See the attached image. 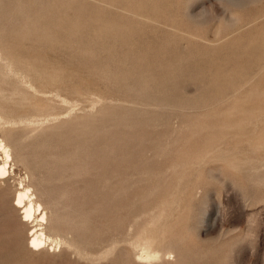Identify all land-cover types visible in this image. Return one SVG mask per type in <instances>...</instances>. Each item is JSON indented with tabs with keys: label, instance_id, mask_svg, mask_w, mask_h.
I'll return each instance as SVG.
<instances>
[{
	"label": "rangeland",
	"instance_id": "374dc122",
	"mask_svg": "<svg viewBox=\"0 0 264 264\" xmlns=\"http://www.w3.org/2000/svg\"><path fill=\"white\" fill-rule=\"evenodd\" d=\"M58 1H63L64 5L60 17L68 21L63 23L86 35L78 36L79 41L73 44L75 56L70 55L68 48L60 49L57 43H33L31 39L20 47H13L16 57L30 67L32 75L29 84L32 89L42 91L35 95L26 87L25 105L6 106L9 115L17 118L12 129L14 134L33 139L44 129L56 128L60 122L76 116L96 117L100 108L109 102L114 103L112 108H141V100L125 97L117 91V86L112 87L104 81L116 80L119 85L123 83L121 73L130 65L125 58L128 50L139 55L156 50V54L168 64V57L176 56L172 55L173 52L184 55L189 48H194V36L204 37L208 40L201 41L206 44V47L203 43L199 45L203 48L201 52L217 60L212 70L208 67L209 62L201 60L204 56L200 54L194 56L197 58L194 61L183 60L182 70L189 81L181 80L180 94L187 100L200 93V83L191 79L199 71L202 76L209 75L210 71L212 76L206 79L207 82L212 78L220 81L226 79V87L232 84L233 87L226 90L223 83L224 92L215 96L219 97L218 101L212 100L201 109H179L177 98L167 99L163 107H150L155 114L152 124L148 126L151 133L168 132V137L161 144L168 150V155L154 157L151 152L146 157L147 163L157 169L152 178L159 186L157 189L150 187L149 180L142 190L131 184L120 190L114 184L113 191L102 184L86 189L88 191H83V188L74 190L76 193L71 196L72 199H77L85 211L97 208V203L91 198L102 192L115 196L110 198L112 206L120 208L110 217H93L94 228L102 237L91 259L68 243L74 238L73 233L57 231L54 227L57 215L41 189L45 174H34L18 158L14 146L9 144L13 160L9 163V172L0 177V200L4 198V202L13 204L15 194L22 188H29L35 201L43 205L47 218L40 221L41 214L37 213L34 220L22 221V209L10 211L5 219L1 217L0 264H126L128 259L132 260L127 254L125 261L124 255L116 253L104 257L101 253L108 248L110 240L119 238L130 242L142 235L140 232L149 227L144 217L162 203L168 204V209L173 212L168 222L175 236L182 238L187 251L194 258L188 260L189 264H264V0L235 10L244 22L259 16L258 22L249 29L240 30L231 29L225 24L234 11L226 9L219 0H202L194 5L197 15L205 10L204 19H200L202 21L198 25L189 22L178 12L180 0ZM168 23L173 26L175 34L168 32L171 29ZM99 26L104 27L103 30H110L108 34H120L126 38L125 43L117 45L113 51L119 50L120 53H109L103 48L112 47L115 36L105 37L104 32L102 38L97 37ZM221 35H226L222 40L229 42L213 49L209 43ZM60 37L64 39L62 34ZM168 41L171 44L168 45ZM235 53H238L236 62H227L226 58ZM108 54L112 60H108ZM198 58L203 63L197 64L200 68L196 69L194 63L200 61ZM107 66L113 72L120 66L121 70L117 72L119 76L106 74ZM139 66L135 72L145 67L143 64ZM103 69L106 71L103 72ZM228 72L232 76L227 75ZM12 83L7 90L11 91ZM210 86H213L211 82ZM57 93L60 94L58 98ZM39 108L45 113L38 111ZM54 110L60 115L57 116L58 120L47 122L46 118H52ZM4 132L0 126V140L4 138ZM121 133L120 146L123 148L112 152L111 157L120 164L138 163L137 166H140L133 156L137 148L146 144V137L133 133L128 126ZM102 143L105 142L99 144ZM2 163L3 155L0 157ZM173 167L176 169L173 170ZM146 172L144 167H139L135 171L124 172L123 176L120 173L110 176L109 180L113 181L116 177L123 179L129 175L137 181L143 179ZM83 177L73 181L81 186L83 182L97 183L98 180L96 174ZM141 191L147 193L144 202L135 205L132 210L128 203H120L126 198L137 202V193ZM86 192L87 195H84ZM52 193L55 192L52 190ZM33 227L43 230L52 238V242L37 251L26 249L27 237ZM116 229L121 232L115 233ZM124 243L120 246L123 247ZM133 264L151 263L134 261ZM158 264H168V261Z\"/></svg>",
	"mask_w": 264,
	"mask_h": 264
},
{
	"label": "bare ground",
	"instance_id": "6f19581e",
	"mask_svg": "<svg viewBox=\"0 0 264 264\" xmlns=\"http://www.w3.org/2000/svg\"><path fill=\"white\" fill-rule=\"evenodd\" d=\"M198 1L202 0H180L178 11L186 20L196 25L204 19L202 16H205V10L201 12V15H197V11L195 12V9H193ZM255 1L257 0H219L231 12L244 8ZM63 11V1L59 2L58 0H0V126L5 130L2 134L4 138L0 140V157L3 155V163L0 164V177L5 176L9 172V163L13 160L12 150L9 145L11 144L18 154V158L26 163L34 174L37 172L45 174L46 177L42 176L45 181L41 189L44 191L48 202L53 205L51 208L57 215L54 227H56L57 231L73 233L74 238L68 243L86 256L87 259H91L102 237V235L98 236L94 228L93 217H105L106 215L110 217L112 213H116L120 208L119 206H112L113 201L111 202L110 198L113 199L115 196L102 192L99 196L96 195L91 198L97 203V208H89L88 211H85L83 205L77 199H72L76 193L74 190L83 188V191H88L93 186L101 184L103 187L108 188L109 191L115 189L114 184H116L117 190L130 184L133 185L132 187L142 190L144 189L143 185L149 184V180L151 181L150 187L157 189L159 186L152 179L155 177L154 172L157 169L147 163L146 157L151 152H153L152 156L154 155V157L156 155H168V150L161 145L165 138L168 137V132L151 133V129L148 126L152 124L154 119L152 117L155 114L151 112L150 107L153 105L163 107L167 99L177 98L179 99L177 104L179 109L185 107L205 108L207 103L210 104V101H218L219 97L215 96L224 92H222L223 83L226 90L231 89L233 84L226 87V79L220 81V79L212 78L210 82L213 86H210V82H207L209 77L212 76L210 71L209 75L205 76L200 75L199 71L193 74L191 79L200 83V93L195 98L187 100L186 97L180 94L182 92L181 83H183L181 80L189 81L182 70L183 60H186V62L194 61L197 59L194 56H199L200 54V56H204L201 57L202 61L209 62L208 67L211 70L217 60V58L206 56L207 54L201 52L203 48L200 46L205 44L201 41L208 40L204 37L196 38L194 36L195 39L194 37L192 38L194 48H189L184 55H178V52H173L172 55L176 56L173 58L168 57V64L165 63L160 55L156 54V50H152L147 55H139L128 50L125 58L130 61V65H127L126 70L121 73L123 75V83L119 85L116 80L104 81L112 87L117 86V91L125 97H134L141 100V108H135L134 106L112 108L114 103L109 102L108 105L100 108L98 111L99 115L96 117L76 116L71 120L60 122L56 128L48 127L44 129L39 135L33 136V139L28 140V136L14 134L12 129L17 123V118H12V115H9L6 106L8 104L25 105L27 103L25 96L26 87L28 91L31 89L35 95H39L42 91L36 88L32 89V85L29 84L31 81L30 75H32L30 67L23 60L16 57L13 47H20L26 40L31 39L33 43L47 42L49 44L53 43L52 45L57 43L60 49H63V47L68 48L70 49V55L75 56L73 44L79 41L78 36L84 37L86 33L79 32L70 24L63 23H68V21H64L60 17V13ZM234 12L229 20H225V24L229 25L231 29L240 30L246 27L249 29L251 25L258 22L259 16L244 22ZM99 23L102 25L101 22ZM170 23H168V28L171 27V29H168V32L175 34L176 31L173 30V26ZM102 28L99 26L97 37L102 38L104 32L105 37L108 35L115 36L113 39L114 45L110 48L109 46L103 48L107 49L109 53H120L118 52L119 50L113 51L117 45L124 44L126 38L120 34H108L110 30L104 29V31ZM59 30L63 32L60 33ZM57 33L62 34L64 39H60V34L58 36ZM225 36H218L209 43L211 44L210 46L214 47L213 49L225 46L229 42L227 39L222 40ZM169 44H171V41H168ZM204 47H206V44ZM88 53L93 54L91 51ZM95 54L100 55L96 52ZM237 54L227 57V62H236L235 57ZM107 58L112 60L110 54H108ZM198 59L200 60V58ZM201 60L194 63L196 69L200 68L197 64L203 63ZM141 64L145 67L140 72H135L137 68L141 67L139 66ZM119 67L117 66L116 71L113 72L107 66V71L103 69V72L106 71V74L110 73V76L115 77L121 70ZM227 75L232 76L231 72H228ZM12 81V89L9 91L7 89ZM128 81H132L131 84H127ZM219 84L221 87H219ZM154 90L155 92H153ZM56 97H60V94L57 93ZM37 110L45 113L41 108ZM52 113V118H46L47 122L58 120L57 116L59 113L55 110ZM127 126L131 128L133 133L144 136L147 140L145 145L136 149L133 156L135 160L140 162V166H137L138 163L120 164L118 161H114L110 155L117 149L123 148V146H120V135L122 134L121 130L123 131ZM193 132H195V128H193ZM100 142L105 143L99 144ZM146 146H148L147 150L150 152L146 150ZM146 151L147 153H145ZM139 167L141 169L144 167L147 170L143 179L134 181L133 178L126 175L123 179L116 177L113 181L109 180L110 176H116L118 173L123 176L124 172L135 171ZM172 169L175 170L176 167ZM90 174L98 175L97 183L96 181L94 183L83 182L84 184L80 186L78 182L73 181ZM62 182L64 183L62 184ZM52 190L55 192L54 194ZM30 192L31 189L29 188L20 189L15 194L13 204L4 202V198H2L0 200V218L5 219L6 215L12 210L18 211V209H22V221L34 220L37 213L41 214L40 221L45 220L47 214L44 212L43 205L35 201ZM153 192L154 190L151 191V194ZM146 194L143 191L137 193L139 197L137 202L126 198L120 203H128L132 210L135 205L144 202ZM84 195H87V192ZM168 211H170L168 204L162 203L158 205L153 212L144 217L148 220L149 227L140 232L142 235L136 239L133 238L130 242L122 241L119 238L110 240L107 243L108 248L101 255L108 257L117 253L120 256L124 255L125 258L127 254L132 260L125 258V261L127 260L126 264H133L134 261H144V263L151 264H158L162 261H168V264H189L188 260L194 258L187 251L186 243L182 238L175 236L170 224V214L172 215L173 212L172 210L170 213ZM168 220L170 221L168 222ZM99 230L101 231V229ZM117 231L116 229L115 233L121 232ZM49 242H52L50 236H47L43 230L33 227L27 237L26 249L37 251L46 247ZM122 242H125L123 247L120 246ZM175 258L176 260L171 262Z\"/></svg>",
	"mask_w": 264,
	"mask_h": 264
}]
</instances>
